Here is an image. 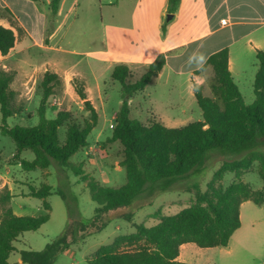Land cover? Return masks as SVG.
I'll return each instance as SVG.
<instances>
[{
	"label": "rangeland",
	"instance_id": "obj_1",
	"mask_svg": "<svg viewBox=\"0 0 264 264\" xmlns=\"http://www.w3.org/2000/svg\"><path fill=\"white\" fill-rule=\"evenodd\" d=\"M50 1L0 0V26L15 31L21 28L16 48L9 55L0 56V68L14 74L11 87L17 93L15 107L21 110V114L8 123L11 126H33L38 123V110L43 98L42 81L45 73L50 72L56 74L59 80L54 86V94L48 100L46 116L53 119L60 111H66L71 115V122L83 124L90 112L76 91L75 80L80 81L98 113L99 121L88 138L89 146L73 156L71 162L81 164L85 172L101 185L121 187L126 183V171L120 166L123 148L119 143L108 142L116 124V114L123 102L121 86L111 77L114 67L124 63V54L138 51L150 53L164 38L163 32L157 29L158 23L164 25L165 31L167 25L166 45L175 48L168 54L170 67L183 73L179 76L167 73L146 90L134 95L129 101L131 117L146 125L160 123L168 128H182L203 120L202 111L190 87L192 81L188 72L201 67L199 62L211 50L209 46L212 43L209 42L213 40L203 41V46L189 58L200 43L187 48H180L178 44L188 41L185 35L189 34L187 28L190 24L169 20V15L173 13L161 15L162 8L153 9L143 3L146 0H60L56 16L51 14ZM193 26L198 27L196 37L206 33L202 22L197 21ZM224 35L219 33L214 40H221ZM34 38L40 42L37 43ZM241 66V71H235V82L245 103L251 105L255 101L253 83L258 70L257 58L243 62ZM147 68L138 65L129 67L128 81L136 82ZM212 73L211 70V74H205L202 87L206 96L216 99L217 81ZM173 102L178 104L170 107ZM182 109L185 110L184 114ZM173 114L177 116L173 121L166 120ZM65 132L66 125L60 129L61 139ZM0 148H3L5 156H9L14 143L10 138L0 135ZM24 158L33 161L35 155L32 150H26ZM234 158L240 157L211 153L203 166L197 167L189 177L175 185L176 189L160 193L150 203L141 200L129 209L111 213L110 223L101 233L73 246L72 249L77 252L76 258L61 254L56 264H88L87 260H91L102 246L112 244L120 236L135 233L134 224H143L148 228L155 226L158 221L153 215L157 211L160 210L164 216L181 214L196 201L195 195L186 188L196 182L202 192L207 191V185L223 162ZM0 174L8 175L6 167L0 168ZM9 177L21 183L15 188L17 193L27 191L29 186L40 188L48 184L53 192H64L70 205H76L83 219H90L95 214L97 205L71 170L62 172L52 166L47 170L25 172L15 165L10 167ZM240 180L253 190H261L264 183L258 173V163L243 173ZM236 182V176L227 173L222 186L226 189ZM28 201L27 214H32L37 210L33 205L37 200ZM48 201L52 208L50 221L36 232L21 235L24 237L21 244L27 250L33 248L34 251H42L66 226V203L57 194H53ZM127 211L135 212L132 222L119 217ZM43 215L45 211L35 217ZM194 246L199 250L184 252L187 264H264V204L243 203L241 228L235 232L228 247L205 249Z\"/></svg>",
	"mask_w": 264,
	"mask_h": 264
},
{
	"label": "trees",
	"instance_id": "obj_2",
	"mask_svg": "<svg viewBox=\"0 0 264 264\" xmlns=\"http://www.w3.org/2000/svg\"><path fill=\"white\" fill-rule=\"evenodd\" d=\"M180 1L168 0V13H173ZM59 5L60 0L50 1L52 16L57 15ZM20 34L21 28L15 31L0 26L1 56L9 55ZM256 58L255 101L251 105L245 103L233 79L229 50L225 48L212 54L194 72V75H200L208 67L212 68L217 81L216 99L206 96L202 85L193 83V93L203 120L175 129L160 123L146 125L133 119L129 103L134 95L143 92L159 76L166 65V54L158 55L133 83L128 81L129 67L116 65L111 77L121 86L123 102L108 142L119 143L123 148L120 166L126 171V183L118 188L101 185L85 172L81 164L71 162L73 156L89 146L88 138L99 121L83 84L75 80L77 94L90 112L83 124L71 122V115L66 111H60L53 119L46 116L48 100L59 80L56 74L46 72L42 81L43 98L38 110V123L11 126L8 121L18 117L21 110L15 107L17 93L11 87L14 74L0 68V135L13 141L14 163L25 172L46 170L52 166L62 172L71 170L97 205L94 216L83 219L76 205H70L64 192L53 193V188L47 184L40 188L29 186L27 197L47 199L53 194L59 195L68 207V221L64 230L42 251H21L23 264H54L73 244L101 233L109 225L111 213L129 209L141 200L150 203L155 196L175 188L197 167L203 166L213 152L240 158L224 161L207 185V191L202 192L196 182L186 188L196 197L194 205L177 216H164L160 210L157 211L153 216L158 223L151 228L134 224L135 233L120 236L112 244L102 247L90 264H183L178 258L185 244L205 249L228 247L232 236L241 228V205L245 202L258 206L264 204V185L261 190H253L240 180L243 173L258 163V173L264 183V50L257 51ZM65 125L66 132L61 139L60 129ZM26 150L33 151V161L22 158ZM227 173L234 174L238 182L224 189L222 182ZM13 197L7 187L0 190V264H10V255L16 251L14 244L21 235L38 231L50 220L48 203L44 204L43 216H16L10 207ZM134 216V211L119 215L128 222H132Z\"/></svg>",
	"mask_w": 264,
	"mask_h": 264
},
{
	"label": "crops",
	"instance_id": "obj_3",
	"mask_svg": "<svg viewBox=\"0 0 264 264\" xmlns=\"http://www.w3.org/2000/svg\"><path fill=\"white\" fill-rule=\"evenodd\" d=\"M143 3L147 4L153 9H156L159 7L162 8L161 15L165 16V14L168 13V0H146V1H143ZM172 19L181 20V21H184L190 24V26L187 28V32L189 34L188 36L185 35L188 41L185 43L178 44L180 48H184V47L187 48L191 44H195L197 42L200 43L194 49V51L192 52L189 58H192L196 54V52L203 46L204 44L202 43L203 41L207 42L208 40H213L209 42V43H212V45L209 46L211 50L200 60L199 65L203 66L206 60L212 54L220 50H223L225 48H228L229 68L232 73L234 81H235V71L242 70L241 63L247 62L248 60L252 58H256L257 51L264 50V0H181L176 10L173 12ZM197 21H200L205 25L204 29L206 31L204 35H201L198 37H196L198 33L197 32L198 27L193 26L194 23ZM22 24L24 26V23ZM163 26L164 25L162 23H158L157 29L163 32ZM167 28L168 27L166 25V31L163 32L164 38L162 39V43L161 44L158 43V45H156V47L152 49L150 53H146L145 51H138V52H130V53L122 55V59L124 60L123 64H126L128 67H131L132 65L134 66L138 65L140 67H148L157 58L158 55L165 53L166 54V65L163 68L162 72L159 74V76L153 79L152 83L155 82L156 80L162 79L167 73L170 76L171 74L179 76L181 73H183V71L181 70H176L174 67H170V56L168 54L174 51L175 48L168 47L166 45L165 38L168 35ZM26 30L28 31L27 28ZM219 33H225L224 37L221 40H219L218 38L214 40V37ZM29 34L33 36V34H31L30 32ZM42 37H43V34L40 40H42ZM35 40L37 41V43L40 42V40H37V39ZM196 70L188 72V74L191 77L190 80L193 83L203 85L205 76H206L205 74L206 73L211 74L212 68L208 67L206 71L201 73L200 75H194V72ZM192 82H191L190 87L193 92ZM176 104L178 103L173 102L170 104V107L175 106ZM182 111L184 114L185 110L182 109ZM176 117L177 116L173 114V115L168 116L166 120L171 119L173 121ZM167 123L170 124V122H167ZM2 149L3 148H0V168H2L3 166L6 167V171L8 175L2 176L0 174V190L7 187L11 191L12 195L14 196L10 202V207L12 208L14 214L18 217H35V215H37L38 213L44 212L45 211L44 204L48 203L50 205L48 199L51 196L48 197L47 199H37L33 197H27L26 195L29 192V188L27 191L21 190L19 193H17L15 188L19 187L21 183L15 179L12 180L9 177L10 167L15 166V165H18V167H21L19 164H15L13 162V157L15 154V146L9 156H5V153ZM24 153L25 151L22 153V158H24ZM117 168L120 169V167L118 166ZM31 199L37 200L36 204L32 203L34 206H36L37 210L33 212L32 214H27L29 211L27 209V205L29 202L28 200H31ZM51 212H52V208H51ZM50 219H51V213H50ZM67 221L68 219L65 220L64 225L67 224ZM87 238H85L84 240H86ZM23 239L24 237L20 236L19 239L15 242L14 245H15L16 251L10 255V258H9L10 264H23L21 260L20 252L29 251V250L34 251L33 248H30L27 250L25 246H22L21 242ZM84 240H81V241H84ZM75 244H73L67 250H65L61 256L71 255L72 257L76 258L77 252L72 249ZM194 245L195 244H185L181 247L180 256L178 258L179 262L183 264H187L188 260H187V256L184 255V252H188L192 250L193 251L199 250ZM101 248H99V250ZM217 248H222V247H217ZM98 251L96 252V254L98 253ZM95 255L92 257L91 260H87L88 264H90V261L94 259ZM56 261L54 264H56Z\"/></svg>",
	"mask_w": 264,
	"mask_h": 264
},
{
	"label": "water",
	"instance_id": "obj_4",
	"mask_svg": "<svg viewBox=\"0 0 264 264\" xmlns=\"http://www.w3.org/2000/svg\"><path fill=\"white\" fill-rule=\"evenodd\" d=\"M172 18H173V15L170 14L168 19L170 20V19H172Z\"/></svg>",
	"mask_w": 264,
	"mask_h": 264
}]
</instances>
